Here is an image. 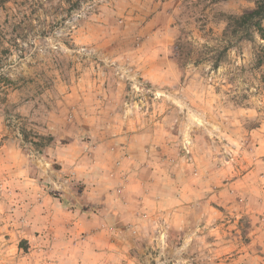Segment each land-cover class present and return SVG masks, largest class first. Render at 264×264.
I'll return each mask as SVG.
<instances>
[{"label": "rangeland", "instance_id": "1", "mask_svg": "<svg viewBox=\"0 0 264 264\" xmlns=\"http://www.w3.org/2000/svg\"><path fill=\"white\" fill-rule=\"evenodd\" d=\"M251 8L0 2V264H264L263 42L227 30ZM122 134L166 149L159 203L85 157Z\"/></svg>", "mask_w": 264, "mask_h": 264}, {"label": "crops", "instance_id": "2", "mask_svg": "<svg viewBox=\"0 0 264 264\" xmlns=\"http://www.w3.org/2000/svg\"><path fill=\"white\" fill-rule=\"evenodd\" d=\"M100 139L99 143L95 141L93 145L85 147V157H93L96 171L120 183L124 191L133 192L138 204L145 201L159 203L158 174L164 162L163 150L166 149L159 145L143 146L138 137L127 134L114 140L105 141L104 136Z\"/></svg>", "mask_w": 264, "mask_h": 264}, {"label": "trees", "instance_id": "3", "mask_svg": "<svg viewBox=\"0 0 264 264\" xmlns=\"http://www.w3.org/2000/svg\"><path fill=\"white\" fill-rule=\"evenodd\" d=\"M8 0H1L5 4ZM210 3H217L226 0H209ZM253 4V8L246 10L239 17H228L227 30L237 33H257L259 39L263 42L262 56L264 58V0H246ZM175 43L174 49H176ZM51 141V139H49Z\"/></svg>", "mask_w": 264, "mask_h": 264}]
</instances>
